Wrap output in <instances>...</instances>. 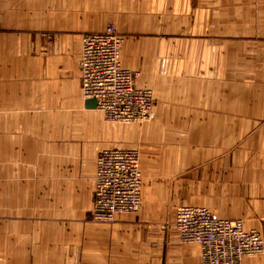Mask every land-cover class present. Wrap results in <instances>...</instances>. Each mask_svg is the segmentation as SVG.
Wrapping results in <instances>:
<instances>
[{
	"label": "crops",
	"instance_id": "1",
	"mask_svg": "<svg viewBox=\"0 0 264 264\" xmlns=\"http://www.w3.org/2000/svg\"><path fill=\"white\" fill-rule=\"evenodd\" d=\"M245 1L0 0V264H200L165 225L180 206L264 236V0ZM110 24L126 38L122 65L176 104L139 143L140 211L100 225L98 156L129 148L86 107L80 56Z\"/></svg>",
	"mask_w": 264,
	"mask_h": 264
},
{
	"label": "built area",
	"instance_id": "2",
	"mask_svg": "<svg viewBox=\"0 0 264 264\" xmlns=\"http://www.w3.org/2000/svg\"><path fill=\"white\" fill-rule=\"evenodd\" d=\"M123 46L124 39L112 24L83 37L82 94L85 100H96L111 122L144 123L157 104L150 89H135L134 74L121 63ZM94 178V222L114 223L121 215L139 212L143 189L139 151L109 148L102 152ZM173 226L182 244L198 248L200 264H246L249 258L264 256V236L248 231L242 219H223L203 207L182 206L175 212Z\"/></svg>",
	"mask_w": 264,
	"mask_h": 264
},
{
	"label": "rangeland",
	"instance_id": "3",
	"mask_svg": "<svg viewBox=\"0 0 264 264\" xmlns=\"http://www.w3.org/2000/svg\"><path fill=\"white\" fill-rule=\"evenodd\" d=\"M252 4L253 3L247 4L246 1L244 0V2H243V10L244 11L245 10H250ZM257 10H258L259 13H264V3L258 4ZM259 25L264 27V23H262L261 21H259ZM113 26L115 27V25H113ZM115 29L117 30L116 27H115ZM117 32L119 33L118 30H117ZM120 36L124 39V45H125L126 38L123 35H121V34H120ZM121 63H122V56H121ZM130 71L134 74L133 84H134L135 89L140 90V88H148V89L151 90V92L153 93V95L155 97V101H156L157 106H156V109H155V111L153 113L152 118L150 120H147L144 123H138V124H134V125H125V124L111 122L110 120L107 119V117L103 113L102 114H103V116L105 118V124L108 127L109 135H113V137H114V139H113L114 145H121V146L124 145L123 146L124 148L135 149V150L139 151L140 158H141L142 157V151H141V145L139 143L140 142H148V138H147L148 133L146 131V127L148 125H150L151 123H153V121L156 118L157 111H158V109L161 106H164V107L175 106L176 101L173 102L171 100L169 90H167L164 87V85H160V87H162L164 89L163 92H162V95L165 96L166 99H164V98L162 99L159 96L160 95V94H158L159 84H157V79H156L155 75L149 76L148 80L145 81L144 85H139V82L141 80H143V82H144V78H145L144 75H146L145 72H143L142 70H132V69ZM156 75L158 76L157 73H156ZM98 110H99V108H98ZM142 130H143V136L141 137V139H139L140 133H141ZM109 142H110L109 144H111L112 140L110 139ZM103 146L106 147V148L102 147L104 149H102V151L100 152L99 156L101 155L102 152H104V151L108 150L109 148H111V147H107V145H105V144ZM99 156H98V158H99ZM142 175H143L142 204H144V195H143V193H144V174H143V171H142ZM94 186H95V178H94ZM123 190H125V189H123ZM92 210H93V207H92ZM91 214H92V212H91ZM136 214H133V215H121V216L117 217V219H116V221L114 223H97V222H95V223L96 224H100V225H117L118 221L122 218V216H135ZM170 224H171V226L169 227V229L175 231L174 227H173V220H171ZM117 227L119 228V226H117ZM162 231H163V226L161 225L160 232H162ZM147 242H149V247H150V243H151L150 242V237H149V240H147ZM166 243L168 245V242L165 241V239H164L163 240V244L165 245ZM151 244H153V243H151ZM154 245L159 246V244H154ZM185 246H189V245H185ZM197 250H198V248H197ZM198 256H199V254H198ZM249 259H247V260H249Z\"/></svg>",
	"mask_w": 264,
	"mask_h": 264
},
{
	"label": "water",
	"instance_id": "4",
	"mask_svg": "<svg viewBox=\"0 0 264 264\" xmlns=\"http://www.w3.org/2000/svg\"><path fill=\"white\" fill-rule=\"evenodd\" d=\"M86 107L88 109H96L97 108V101L96 100H88L86 102Z\"/></svg>",
	"mask_w": 264,
	"mask_h": 264
},
{
	"label": "bare ground",
	"instance_id": "5",
	"mask_svg": "<svg viewBox=\"0 0 264 264\" xmlns=\"http://www.w3.org/2000/svg\"><path fill=\"white\" fill-rule=\"evenodd\" d=\"M123 50V49H122ZM122 50H121V52H122ZM87 100H92V99H87ZM98 109V108H97ZM97 163V162H96ZM139 166H140V161H139ZM95 174H96V171H95ZM180 207H182V206H180ZM177 210V209H176ZM176 212V211H175ZM136 214V213H135ZM95 223V222H94ZM170 223H169V220H167L166 221V223H165V225H169ZM174 230H175V228H174ZM176 232V231H175ZM259 258V257H258Z\"/></svg>",
	"mask_w": 264,
	"mask_h": 264
}]
</instances>
